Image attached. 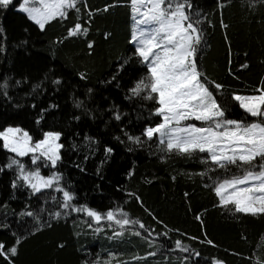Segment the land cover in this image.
Masks as SVG:
<instances>
[{
    "label": "trees",
    "instance_id": "16d2710c",
    "mask_svg": "<svg viewBox=\"0 0 264 264\" xmlns=\"http://www.w3.org/2000/svg\"><path fill=\"white\" fill-rule=\"evenodd\" d=\"M184 2L201 22L198 66L210 90L227 105V119L252 122L231 96L255 94L264 80V0ZM21 3L0 7V131L21 127L36 140L60 133L59 161L41 170L59 175L58 187L74 199L64 208L57 188L34 192L8 167L13 154L0 141V245L5 253L17 247L15 256L0 255V264L264 262V215L218 206L209 176L226 174L201 176L210 167L204 154L167 155L143 135L161 120L154 101L130 92L147 75L132 42L131 0H81L78 12L44 30L17 9ZM77 23L86 35L69 36ZM73 207L101 215L122 209L145 228L96 224ZM178 240L187 251L176 248Z\"/></svg>",
    "mask_w": 264,
    "mask_h": 264
},
{
    "label": "snow or ice",
    "instance_id": "6c2138e0",
    "mask_svg": "<svg viewBox=\"0 0 264 264\" xmlns=\"http://www.w3.org/2000/svg\"><path fill=\"white\" fill-rule=\"evenodd\" d=\"M12 2L0 0V7L6 8ZM80 3L81 0H22L19 10L44 30L47 23L67 19L72 10L78 12ZM131 7L134 20L132 42L136 45L135 53L140 62L147 68V75L136 82L130 92L134 97L142 96L145 100L154 101L157 105L154 115L161 120L155 127H147L143 135L149 141L155 137L159 150L167 155L192 158L204 154L201 162L210 167L199 173L201 176H208L210 172L225 173L222 177L209 176L218 206L233 214L264 215V80L254 89L255 94L231 96L244 113L254 118L253 121L227 119V105L218 101L199 69L198 53L204 39L203 29L201 22L193 20L186 11L184 0H131ZM86 33L87 29L77 23L68 35ZM215 88L220 90L222 85L215 84ZM116 119H120L119 115ZM191 121L199 122L200 126L189 123ZM59 139L60 133L46 132L42 140L33 143L29 133L21 128L9 127L0 131V141L9 152L18 157L32 154L33 164L42 157L50 161L53 168L63 147L58 143ZM128 139L136 144L142 143L140 137L129 136ZM13 165L18 166L21 178L36 192L59 182L57 174L45 178L39 170L26 172L20 160L12 159L8 167ZM56 190L63 192V207H71L72 194L60 187ZM72 210L86 213L96 224L106 220L122 230L136 224L141 229L145 228L143 223L130 220L122 209L109 210L104 215L87 207H73ZM27 215L32 216L33 213L28 212ZM54 215L58 217L60 213ZM133 234L141 235L140 232ZM121 235L123 231H114V236ZM207 242L212 244L210 240ZM176 248L187 251L179 240ZM16 254L17 247L5 253L3 245H0V255L6 259ZM148 255L155 256L156 253ZM213 264L222 262L214 261ZM256 264L264 262L257 261Z\"/></svg>",
    "mask_w": 264,
    "mask_h": 264
},
{
    "label": "rangeland",
    "instance_id": "374dc122",
    "mask_svg": "<svg viewBox=\"0 0 264 264\" xmlns=\"http://www.w3.org/2000/svg\"><path fill=\"white\" fill-rule=\"evenodd\" d=\"M14 1V0H13ZM20 6V5H19ZM19 6L17 7V9L19 10ZM37 6H38V4H37ZM20 11V10H19ZM22 12V11H21ZM24 13V12H23ZM26 14V13H25ZM27 15V14H26ZM133 28H134V20H133ZM134 44V43H133ZM135 45V44H134ZM136 46V45H135ZM189 123H195V124H197V126H200L199 125V122H196V121H191V122H189ZM12 128H17V127H12ZM18 128H21V127H18ZM21 129H23V128H21ZM24 131H26V132H28L27 130H25V129H23ZM29 133V132H28ZM29 135L31 136V134L29 133ZM32 137V136H31ZM44 138V137H43ZM42 138V139H43ZM42 139H38V140H36V139H34L33 137H32V141H33V143H35V142H37V141H39V140H42ZM58 143L59 144H61V135H60V139H59V141H58ZM12 153V152H11ZM13 154V159H16V160H20L23 164H24V166H25V171L26 172H28V171H36V170H39V172H40V174H41V176H44L43 174H42V167H45V162H46V160H44L42 157L41 158H39L38 159V161H37V163L36 164H33L32 163V160H31V155L32 154H29V155H27V156H24V157H18V156H16L15 155V153H12ZM37 155H38V153H37ZM59 156H61V149H60V151H59ZM59 161V160H58ZM57 161V162H58ZM47 162H49L50 163V161H47ZM15 168H16V170L18 171V173H19V169H18V166L17 165H13ZM19 176H20V173H19ZM45 178H47L46 176H44ZM20 178H21V176H20ZM22 179V178H21ZM23 180V179H22ZM24 181V180H23ZM60 181V180H59ZM25 182V181H24ZM59 183V182H58ZM27 184V183H26ZM28 186H29V184H27ZM30 187V186H29ZM58 187V184H53V186L52 187H49V188H41V190L40 191H42V190H46V189H51V188H57ZM31 188V187H30ZM32 190H33V188H31ZM34 191V190H33ZM39 191V192H40ZM34 192H36V191H34ZM37 193V192H36Z\"/></svg>",
    "mask_w": 264,
    "mask_h": 264
},
{
    "label": "water",
    "instance_id": "95a60500",
    "mask_svg": "<svg viewBox=\"0 0 264 264\" xmlns=\"http://www.w3.org/2000/svg\"><path fill=\"white\" fill-rule=\"evenodd\" d=\"M222 264H225V263H222Z\"/></svg>",
    "mask_w": 264,
    "mask_h": 264
}]
</instances>
